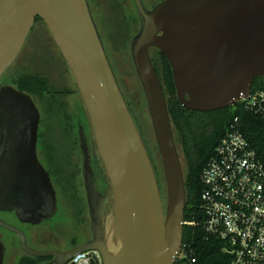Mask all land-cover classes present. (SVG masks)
Here are the masks:
<instances>
[{
    "label": "water",
    "instance_id": "1",
    "mask_svg": "<svg viewBox=\"0 0 264 264\" xmlns=\"http://www.w3.org/2000/svg\"><path fill=\"white\" fill-rule=\"evenodd\" d=\"M134 2L140 25L130 52L160 157L163 198L88 0H0V77L40 17L90 126L92 150L81 126L78 141L91 237L66 251L38 250L26 244L20 228L0 218V228L16 233L26 254L53 255L48 264H65L87 250L97 251L102 264L176 261L186 207L184 171L150 48L167 58L176 96L192 111L231 106L249 94L254 77L264 76V0H162L150 10L142 0ZM40 119L30 94L12 85L0 87V210L29 224H39L57 210L49 173L37 157ZM91 155L104 174V194L96 189ZM4 249L0 236V264Z\"/></svg>",
    "mask_w": 264,
    "mask_h": 264
},
{
    "label": "trees",
    "instance_id": "2",
    "mask_svg": "<svg viewBox=\"0 0 264 264\" xmlns=\"http://www.w3.org/2000/svg\"><path fill=\"white\" fill-rule=\"evenodd\" d=\"M39 20L42 21L37 16L35 21ZM121 30H126V28L122 26ZM150 57L163 88L174 139L180 144L185 159L186 207L184 211L182 245L186 249L193 251L196 261L192 264H230L231 258L223 250L224 243L222 240L209 235L204 228L205 213L201 199L203 189L201 172L213 154L214 148L224 134L229 122L236 115L241 122V131L244 136L258 152L263 153L264 119L253 111L245 109L238 102L225 108L207 112L192 111L183 107L176 96L169 61L157 48L153 47L150 48ZM262 78V76L254 77L251 92L264 88ZM13 85L17 89L30 94L35 103H38L37 101L40 102L44 113V118H41L40 122L45 125V119L48 118L49 121H52L56 125L54 128H57L61 134V140L67 141L73 149L77 146L81 156L78 142L79 122L75 124L74 121H71L74 118L67 112L66 103L61 98L67 91L54 92V90L50 89L48 79L40 73L21 74L13 79ZM45 139L44 130L38 132V142L39 140L44 142ZM48 141L49 139H47L46 148L41 144L39 150L44 156L46 153L47 163H49V168L47 169L52 175L55 187L59 192V200L61 203L62 200L65 203L64 198L68 196L73 198V202L68 204L70 206L61 205L60 211L57 209L59 214L56 212V218L54 217L56 220L54 221L55 224L61 222L69 224V230L67 232L63 231L59 235L71 239L74 245H78L83 243L84 239L89 236L82 234L80 230L85 223L84 213L81 208V205H86L85 200H82V196L78 191L75 173L68 172L67 174L70 159L67 161L66 157L70 158V154L65 153L63 150V159L61 160V154L58 150L60 143L55 144L54 139H51L49 143ZM38 142L37 148H39ZM88 142L90 144V139ZM57 156H59L60 160L57 159ZM80 178L82 183L81 174ZM100 182L98 181V188L102 190L104 184ZM75 191L80 198H77ZM42 259L41 257L26 254L23 251L15 264H39ZM174 264H189V258L178 257Z\"/></svg>",
    "mask_w": 264,
    "mask_h": 264
},
{
    "label": "rangeland",
    "instance_id": "3",
    "mask_svg": "<svg viewBox=\"0 0 264 264\" xmlns=\"http://www.w3.org/2000/svg\"><path fill=\"white\" fill-rule=\"evenodd\" d=\"M95 0H88L92 16L97 25L99 34L105 46V50L111 62V66L116 75L118 83L121 87V90L125 96V99L137 120V123L142 132L147 150L152 159V164L155 168L159 185L164 195V179L162 174L160 157L150 121V116L148 113V108L146 105L145 96L143 93L142 86L138 79L137 73L134 68V64L130 52V39L133 34L136 32L137 26L129 22L128 19L122 18L121 21L119 18L112 16L109 12V7L107 5L101 4L97 5ZM103 1V0H102ZM104 3V1H103ZM135 16V15H134ZM137 19V18H136ZM122 25L126 30H121ZM28 73H40L48 79L50 89L54 91H67L61 98L66 103V109L69 115L74 118L71 121L79 122L78 126H81L88 138L90 139V126L86 119V115L82 106V102L77 93L76 86L73 82V79L64 63L63 58L60 56V53L55 46L45 24L43 21H35L32 29L30 30L26 41L18 54L15 61L7 68V70L0 77V87L4 85H13V79L21 74ZM15 87V86H14ZM36 105L40 110L41 118H44L43 107L39 101ZM41 120V119H40ZM46 124L43 125L39 122L38 132L44 130L46 134V139L44 142L39 140L38 155L40 160L43 162L44 166L49 168V163H47L46 153L45 156L41 154L40 148L47 144V139H54L55 144L60 143L59 151L61 154V160L63 159V150L65 153L70 154V158L66 157L67 161L70 159V164L68 166L67 174L75 173L76 183L78 191L83 196V186L81 183V156L79 153L78 147L71 148L69 143L65 140H61V134L57 128H54L56 125L49 119H45ZM79 128V127H78ZM51 133V135H50ZM42 142V143H41ZM59 142V143H58ZM91 143V142H90ZM65 146V147H64ZM176 147L180 157L183 171L185 169V159L184 154L181 150L180 144L176 141ZM46 151V150H45ZM57 159L60 160L59 156ZM80 172V173H79ZM62 204L63 200H62ZM60 211L61 205H57ZM70 205H67V207ZM82 211L84 213V226H81L80 230L82 234L89 235V216L87 205H81ZM58 211V212H59ZM57 212V214H59ZM56 215L50 220H56ZM50 220L47 219V222ZM40 224V223H39ZM69 224L67 223H57L54 225V230L56 233H62L63 231L67 232ZM37 228V227H36ZM3 239L8 243L17 242L15 237L16 233L8 231L2 228ZM60 242V241H59ZM17 247V246H16ZM16 247L13 248L12 254L16 252ZM18 254L21 255V252ZM12 258V256H11ZM7 264L10 263L8 260Z\"/></svg>",
    "mask_w": 264,
    "mask_h": 264
},
{
    "label": "built area",
    "instance_id": "4",
    "mask_svg": "<svg viewBox=\"0 0 264 264\" xmlns=\"http://www.w3.org/2000/svg\"><path fill=\"white\" fill-rule=\"evenodd\" d=\"M264 84V76H262ZM241 103L264 119V88L249 92ZM204 228L224 243L230 264H264V152L241 131L236 115L229 122L201 172ZM178 257L196 261L181 245ZM65 264H102L95 250L79 251Z\"/></svg>",
    "mask_w": 264,
    "mask_h": 264
},
{
    "label": "flooded vegetation",
    "instance_id": "5",
    "mask_svg": "<svg viewBox=\"0 0 264 264\" xmlns=\"http://www.w3.org/2000/svg\"><path fill=\"white\" fill-rule=\"evenodd\" d=\"M103 1H104V3H103ZM103 1L102 0H95L94 2H97V5H99V6L101 4L107 5V7L110 8L109 12L111 13V17L112 16L117 17V18H119L120 21L122 18H126V19H128L129 22L133 23V25H135V27L137 26L136 32L133 34V36H134L138 32L139 25H140L138 13H137V9H136V5H135L134 0H103ZM160 1H162V0H142V4L146 9L150 10L155 5H157ZM122 26H124V25H122ZM130 41H131V39H130ZM37 142H38V138H37ZM88 144H89V142H88ZM36 148H37V145H36ZM89 148L91 151L92 150L91 143L89 144ZM38 154L39 153H38V148H37V157H38L40 163L44 166V164L40 160ZM23 156H24V153H23L22 157ZM91 167H92V170L95 174V178H94L95 181L94 182H95L96 189L101 194H104L107 190L105 177H104V174H103L100 166L97 163L96 158L93 155H91ZM44 168L48 171L47 167L44 166ZM81 168H82V163H81ZM48 173H49L50 179L52 181L53 187L55 189L56 205H68L69 202L72 203L73 198L70 196H68L67 198H64V200H65L64 204H62L60 202L59 194H58L59 192L57 191V189L55 187L54 181L52 179V175L50 174L49 171H48ZM81 176H82V171H81ZM98 181L99 182L101 181L100 183L104 184V188L102 190H100L98 188V185H99ZM82 184H83V178H82ZM73 190H75V189L73 188ZM75 193L77 194V198H80V196L78 195V193L76 191H75ZM161 194H162V191H161ZM83 196H84L85 204L87 205L86 197H85V191H84V185H83ZM162 198H163V194H162ZM75 203H76V201H75ZM0 205H2V204H0ZM56 212H57V210H56ZM52 217L49 218L48 220L52 219ZM0 218H2L5 221L15 225L18 228H20L25 234L26 244L31 248L38 249V250L51 249V250H58V251H66V250L76 246L72 243L71 239L65 238L64 236H60L59 233H56V231L54 230L55 221H53V220H50L49 222H47V220H44V221L40 222V224H29V223H25V222H20L13 212H6V211H2V210H0ZM89 223H90V221H89ZM0 233H1V235H0L1 239L5 245L3 264H7L8 260L10 261V263L14 262V264H15V262L17 261V259L20 256V254H18V253L21 252V254H22V252H23L19 246V237L16 234L15 237L17 238V242L8 243V242L4 241V239H3L2 228H0ZM90 237H91V231H90V224H89V236H87L83 242L88 240ZM14 247L17 248L16 252L13 255H11ZM11 256H12V258H11ZM41 258H43V259L39 262V264H48L53 260L54 256L49 255V256H43Z\"/></svg>",
    "mask_w": 264,
    "mask_h": 264
}]
</instances>
